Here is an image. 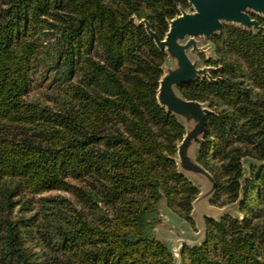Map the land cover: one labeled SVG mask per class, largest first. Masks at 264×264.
Segmentation results:
<instances>
[{"label": "trees", "instance_id": "16d2710c", "mask_svg": "<svg viewBox=\"0 0 264 264\" xmlns=\"http://www.w3.org/2000/svg\"><path fill=\"white\" fill-rule=\"evenodd\" d=\"M179 7L188 1L0 0V264H264V17L253 15L257 32L223 26L206 62L216 80L180 86L213 111L199 162L214 205L240 198L243 159L256 161L243 219H208L180 263L155 235L164 198L195 226L199 189L174 159L185 128L157 100L167 55L133 16L163 38ZM41 66L54 106L28 99Z\"/></svg>", "mask_w": 264, "mask_h": 264}, {"label": "water", "instance_id": "95a60500", "mask_svg": "<svg viewBox=\"0 0 264 264\" xmlns=\"http://www.w3.org/2000/svg\"><path fill=\"white\" fill-rule=\"evenodd\" d=\"M189 7H179L180 13L168 19V30L161 38L145 19L134 17L139 26H144L156 46L167 55L162 66L163 75L159 80L157 90L158 103L167 112L176 116L184 126L185 134L178 142L177 154L174 158L178 172L186 176L198 189L199 194L192 202L190 218L195 226L178 216L179 224L170 213L174 211L168 206L166 198L159 203L160 224H166L177 233L171 243L157 237L173 252L177 263L182 260V249L185 245H201L207 237V220L219 221L230 215L243 219L240 206L244 200L245 181L250 176V168L256 161L246 157L243 159L244 177L241 179L242 190L240 198L224 206H216L212 200L216 194L217 182L213 174L198 160L205 143L206 117L213 111L207 103L186 98L180 91V86L197 79L215 81L212 72L218 68L209 66L206 62L215 58L212 38L219 34L223 26L234 25L249 31H260L262 26L253 15L264 17V0H187ZM209 38L212 50L209 55L198 46L197 38ZM204 55V63L200 65V56ZM171 61V62H170ZM197 147V153H191L192 145ZM198 180V181H197ZM176 213V212H175ZM170 216V218H169Z\"/></svg>", "mask_w": 264, "mask_h": 264}, {"label": "rangeland", "instance_id": "374dc122", "mask_svg": "<svg viewBox=\"0 0 264 264\" xmlns=\"http://www.w3.org/2000/svg\"><path fill=\"white\" fill-rule=\"evenodd\" d=\"M197 41H198V46L201 48V50L204 51L206 55H209L212 50V43L210 39L206 37H199L197 38ZM199 56H200V65H203L205 57H203L201 54H199ZM34 78H35L34 85L30 94L28 95V99L40 101L41 103H44L46 105L54 106L55 104L54 101L56 97L53 94L54 93L53 90L55 89V85L52 81V76L50 75V73L43 66H41L39 70L36 72ZM192 146L193 147L191 153L192 154L197 153L198 150L196 145L194 144ZM43 195L46 196L62 195L70 198V195L67 192H63V191H52L45 193ZM34 207L37 209L38 206L34 205ZM170 214H171V218L174 217L176 223L179 224L180 222V219L178 217L179 215L175 212L174 213L172 212ZM174 234L177 233L173 230V228H170L166 224H159L156 230L157 237L164 238L165 241H168V243H171Z\"/></svg>", "mask_w": 264, "mask_h": 264}]
</instances>
